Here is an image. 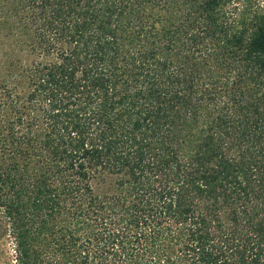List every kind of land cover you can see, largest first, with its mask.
Here are the masks:
<instances>
[{
	"label": "trees",
	"instance_id": "1",
	"mask_svg": "<svg viewBox=\"0 0 264 264\" xmlns=\"http://www.w3.org/2000/svg\"><path fill=\"white\" fill-rule=\"evenodd\" d=\"M252 1L0 0V264H264Z\"/></svg>",
	"mask_w": 264,
	"mask_h": 264
},
{
	"label": "rangeland",
	"instance_id": "2",
	"mask_svg": "<svg viewBox=\"0 0 264 264\" xmlns=\"http://www.w3.org/2000/svg\"><path fill=\"white\" fill-rule=\"evenodd\" d=\"M251 8V4L249 6ZM252 7L256 9L264 10V0H253ZM12 253L11 240L8 236H4V239L0 240V262L5 261L6 257Z\"/></svg>",
	"mask_w": 264,
	"mask_h": 264
}]
</instances>
